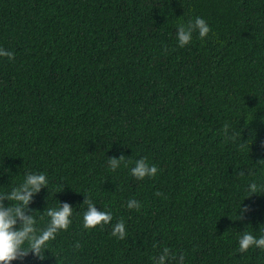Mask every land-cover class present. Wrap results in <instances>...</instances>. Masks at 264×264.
<instances>
[{"label":"trees","instance_id":"1","mask_svg":"<svg viewBox=\"0 0 264 264\" xmlns=\"http://www.w3.org/2000/svg\"><path fill=\"white\" fill-rule=\"evenodd\" d=\"M196 16L208 36L179 47ZM0 47V193L45 173L38 230L46 206L74 207L42 260L12 264H153L163 248L168 264H264L238 247L264 233V0H0ZM141 157L155 177L130 175ZM84 195L109 224L82 226Z\"/></svg>","mask_w":264,"mask_h":264},{"label":"clouds","instance_id":"2","mask_svg":"<svg viewBox=\"0 0 264 264\" xmlns=\"http://www.w3.org/2000/svg\"><path fill=\"white\" fill-rule=\"evenodd\" d=\"M210 30L207 21L196 16L190 19L187 24L179 23L176 26L175 40L179 47H184L192 41L194 33L198 34L199 38L204 39ZM13 56V52L0 47V57H7L11 60ZM224 127L227 129L228 125L225 124ZM128 160L129 158L123 154L119 157H108L107 166L115 170L122 163L127 165ZM8 171V169H4V172ZM129 171L130 175L137 180H143L146 177H155L158 167L154 163H149L146 157H141L134 161ZM47 185L48 179L45 173L25 172L19 184H12L8 191L0 193V264H12V261L27 255L29 252L42 260L41 252L47 247L48 242L55 239L58 232L67 230L71 224L74 207L68 202L59 201L58 206L45 207L43 212L46 211L48 222L42 229H37L33 215L36 211L30 210V204L42 188L47 189ZM248 188L255 192L257 185L251 182ZM84 196L85 199L82 204L86 205V208L82 212V226L85 229H94L97 226L109 224L113 219L112 212L102 208L98 209L90 197ZM5 201L8 203L5 204ZM126 207L139 210L141 203L135 198H129ZM111 234L120 239L125 237L126 225L123 219L112 224ZM25 244H27V249L24 247ZM238 247L241 252L250 248L264 249V233L255 235L250 231H241L238 236ZM171 258L169 250L163 248L158 255L152 257V261L153 264H168ZM183 259L181 254L178 264H183Z\"/></svg>","mask_w":264,"mask_h":264}]
</instances>
